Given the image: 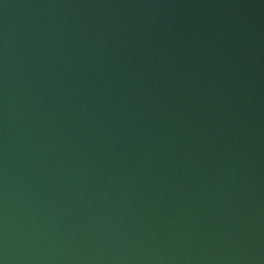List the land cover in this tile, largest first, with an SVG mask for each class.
Returning <instances> with one entry per match:
<instances>
[{"label":"water","instance_id":"obj_1","mask_svg":"<svg viewBox=\"0 0 264 264\" xmlns=\"http://www.w3.org/2000/svg\"><path fill=\"white\" fill-rule=\"evenodd\" d=\"M0 264H264V0H0Z\"/></svg>","mask_w":264,"mask_h":264}]
</instances>
